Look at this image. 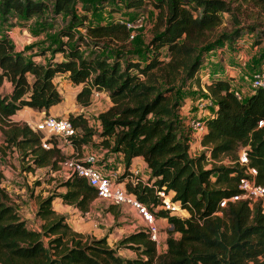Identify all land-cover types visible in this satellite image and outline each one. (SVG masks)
<instances>
[{
	"label": "trees",
	"instance_id": "trees-1",
	"mask_svg": "<svg viewBox=\"0 0 264 264\" xmlns=\"http://www.w3.org/2000/svg\"><path fill=\"white\" fill-rule=\"evenodd\" d=\"M81 1L78 6V0H0L2 24L12 15L40 16L42 28L53 25V19L61 16V25L46 50L63 55L62 59L39 60L26 52L21 32L13 34L19 32L17 27L1 30L0 87L9 81L11 89L0 92V129L6 143L27 158L25 169L45 166L59 170L66 155L57 140L46 138L52 145L44 147L39 131L9 116L23 106L48 114L49 107L62 99L54 82L61 73H67L73 83H82L75 93L82 105L90 103L95 91L106 93L111 104L98 114L99 143L121 152L126 167L135 156L144 159L150 184L127 182L126 187L156 216L166 217L172 229L160 252L144 228L124 235L119 243L133 249L136 256L123 257L117 247L108 244L105 235L84 238L66 222L64 214L52 207V199L60 196L64 202L88 210L96 190L84 177H62L57 186L64 191L52 190L39 197L35 215L42 219L40 229L26 225L0 184V264H264V213L260 205L251 209L246 200H236L219 206L222 197L239 191L241 167L236 162H212L206 168L204 152L190 155L188 130L179 116V86L192 82L201 85L199 74L208 53L225 41L236 43L253 27L237 24L215 33L222 23V12L232 14L233 21L239 23L233 11L234 0H154L157 20L142 62L129 59L123 44L110 45L128 38L126 24L119 20L90 21L91 4ZM148 1L119 3L139 8ZM263 39L264 29L258 30L254 43L258 45ZM260 57L264 58V53ZM207 79L205 94L214 107L204 118L207 129L201 143L215 159L226 156L236 160L240 148L245 147L249 164L257 168L256 180L264 185V123L260 124L264 120V88L240 99L232 90L234 84L220 69L212 71ZM68 118L80 128L81 133L71 136L75 150H80L92 141L93 128L82 113L70 112ZM162 187L173 191L172 200L187 208V216L170 214L159 207L161 200L155 188ZM219 209L222 214H215Z\"/></svg>",
	"mask_w": 264,
	"mask_h": 264
},
{
	"label": "rangeland",
	"instance_id": "rangeland-1",
	"mask_svg": "<svg viewBox=\"0 0 264 264\" xmlns=\"http://www.w3.org/2000/svg\"><path fill=\"white\" fill-rule=\"evenodd\" d=\"M91 4V10L89 11V20L98 22V21H112V20H136L140 18L137 22V25L133 28L132 32L134 33L133 37H129L124 40H114V43L110 42L112 47L123 44V47L126 46L128 50L127 57L131 60H140L144 61L146 59V44L150 40L153 29L156 24L158 9L153 5V1L145 2L141 7H125L122 3H119V0H106L103 3L100 0H86ZM234 0L233 1V11L239 21V23L233 21L232 14L228 12H222V23L215 29V33H219L221 31H228L232 29L235 25H244V26H252L253 29L244 33L236 43L229 44L228 42H223L219 48H216L214 51L208 53L207 64H205L200 71V77L202 78V83L206 80L209 74L212 73L213 70L220 69L226 75V77L230 78L231 83L234 84L235 87H244L249 83V78L251 72L259 66L264 61V58L261 59L260 55L264 53V39L258 45L255 44V37L258 30L264 29V3L263 1L254 2L252 0ZM82 5V1L78 0V6ZM115 8V9H114ZM61 16H57L56 19H53V25L49 23L47 27L40 28V16H32L30 18H24L18 15H12L9 18V21L5 24L0 22V32L1 30H6L7 28L17 27L19 32L23 33V30L29 31L31 35H33L34 39L27 43V50H29V54H34V56H40L44 54V57H52L53 59H62V52L58 51L52 53L51 49L46 50V46L50 44L52 36L55 32L58 31L61 25ZM84 32L83 28H78ZM66 37H62L65 39ZM90 48V47H89ZM162 56H165L166 49L165 47L161 48ZM241 53L243 56L244 62L236 61V54ZM128 53L130 55H128ZM47 54V56L45 55ZM225 60L223 64H215L214 61L217 60ZM65 82L61 79L56 80V86L63 96V103H68L71 105L74 111V114L82 113L87 119L89 124L93 128L92 135V144H99L102 136H100V127L97 124H100L98 114L99 112L105 110L111 104V100L106 93H100L98 96L92 94L90 103L87 105H82L78 103L71 91V87L69 85L64 84ZM207 89V88H206ZM4 92V89L1 91ZM179 95L182 99V105L184 102H188L190 105V100L195 101L196 99H202L204 101L205 91L201 85H197V83H186L184 86H179ZM60 104V106L63 105ZM181 105V106H182ZM192 108L195 105L192 103ZM212 109L211 107H206ZM181 107L179 109L180 116ZM68 112L67 115L70 113ZM181 118V116H180ZM183 120V128L187 131L186 126V118H182ZM26 122V121H19ZM4 128V127H3ZM99 128V130H98ZM81 133L80 128H77V134ZM42 136L46 134L45 132H40ZM53 139L56 138L52 137ZM98 140V141H96ZM12 146L6 143L5 136L3 133V129H0V165H10L8 162L12 156ZM201 153V152H200ZM19 160H21V167L25 168L27 158L22 157V152L18 150ZM225 164H228L230 161H233L231 158L226 156L221 157ZM204 165L206 168H209L212 165L210 160H204ZM12 163V162H11ZM14 166V164H13ZM0 172V179L2 177ZM40 174V173H39ZM64 175L61 176V178ZM60 180V179H59ZM23 191L21 189L18 193L11 192V196L9 195L10 201L16 204L19 210L18 213L21 218L25 219L26 225L29 228L40 229L42 219L34 214L35 204L38 205V200L40 196H45L52 190H56L55 183L49 184L48 186L40 185L41 180L37 179V177H25L23 180ZM55 186V187H54ZM61 189V188H60ZM44 191L46 193H44ZM44 194V195H43ZM13 198H17V201H14ZM18 202V203H17ZM110 203L105 200L94 199L91 203L88 214L85 212H80L78 215H81L78 222L74 225H71L72 228L83 234L84 238L96 237L106 235L108 238V244L113 247H119L122 249L121 254L126 256L131 254V252L127 249L132 250L125 244H120V239L130 232L138 229L144 228L145 222L139 216L138 212L127 204L115 205L113 208H110ZM180 215H187L184 211L178 212ZM185 214V215H184ZM87 215V216H86ZM68 217V216H67ZM160 218H157V221ZM66 220V218H65ZM66 222H68L66 220ZM89 227H84L83 224H88ZM96 222L97 231L91 226ZM164 219L162 223L159 221L158 223L161 226V231L165 232L167 236L170 234L172 229V224L168 222V220L164 223ZM81 225L83 227H81ZM93 227V226H92ZM94 231L96 233H94ZM109 235V236H108ZM174 236H178V232H173ZM164 248V247H163ZM119 254L118 250L116 249ZM134 251V250H132ZM121 255V256H122ZM131 256H134L133 253Z\"/></svg>",
	"mask_w": 264,
	"mask_h": 264
},
{
	"label": "built area",
	"instance_id": "built-area-1",
	"mask_svg": "<svg viewBox=\"0 0 264 264\" xmlns=\"http://www.w3.org/2000/svg\"><path fill=\"white\" fill-rule=\"evenodd\" d=\"M139 20L140 18H137L136 20L123 21L130 29L129 37H133L134 33L132 30L137 25ZM235 57L238 63L244 62L243 56L240 52L237 53ZM201 86L204 91L207 92L204 82L201 83ZM259 87L264 88V61L251 72L248 83V92L245 91L243 87L236 86H232V90L241 99L254 92ZM99 93L100 92L95 91L93 95L98 96ZM194 105L196 107V114L189 115L186 118L189 154L195 156L200 154V152H204L206 157L205 160H210L216 164H225L223 159L212 158L207 146L201 143L203 134L207 129L206 124L204 123V118L212 112L210 108L206 107H214L212 99L209 96H206L204 101L202 99H196ZM27 123L33 130L46 133L41 139L42 146L44 147L52 145L51 141L46 140L48 137L56 138L57 144L59 145V140H65L71 143V136L77 134V128L73 126L67 115L43 113L34 122ZM262 123H264V120L260 121V124ZM99 159L100 153L98 152H89L83 156L71 154L66 156L60 162L59 170L63 173L64 177H68L73 174L84 177L87 183L93 186L96 190L97 199L105 200L110 204L115 205L127 204L134 208L145 222L144 230L148 233L150 239L154 241L157 251L160 252L165 248V239L167 234L161 231V226L157 221L158 216L150 211L147 206L136 197L134 192L129 191L126 187L127 182L132 185L138 182H143L140 180V170L136 167H129L125 170H104L98 162ZM235 162L238 163L242 170V174L240 175L237 184L239 191L233 195L222 197L219 200V206L224 207L228 204V202L236 200H246L251 209L258 204L261 207V211L264 213V185L257 182V168L249 164V157L245 147L240 148L237 159L230 161L228 164H233ZM124 172L127 173L122 176V173ZM125 179L126 182H123ZM143 183L148 185L150 184L148 179H146ZM155 192L161 200L159 204L160 208L167 209L170 214H176L181 217L184 216L180 215L178 212L184 211L185 214H189L187 208L183 207L178 200H172L173 191H166L164 190V187H162L155 188ZM214 213L221 215L222 211L219 209Z\"/></svg>",
	"mask_w": 264,
	"mask_h": 264
},
{
	"label": "crops",
	"instance_id": "crops-1",
	"mask_svg": "<svg viewBox=\"0 0 264 264\" xmlns=\"http://www.w3.org/2000/svg\"><path fill=\"white\" fill-rule=\"evenodd\" d=\"M19 33L20 32H18L17 30H15L13 32V34H17V35H19ZM20 36L26 40L25 44L29 43V41H32L34 39L33 35H31L29 33V31H27V30H23V33H20ZM26 52L29 53V50L26 49ZM35 57L39 60H43L45 58L44 55L35 56ZM224 62H225V60L224 61L219 60L218 58L216 61H214L215 64H217V63L223 64ZM205 64H207V62ZM59 79L63 80L65 82L64 84L69 85L72 88L71 91L73 92V95L75 97V93L82 86V83H78V84L73 83L68 78L67 73L57 74L54 77V82L56 83V80L58 81ZM243 88L245 91L248 92V84H247V86H244ZM3 89H4V92H9L11 89V83L9 81H4L0 87V92ZM100 93H104V92H100ZM63 101H64V98L62 96L61 101H59L58 103L53 104L52 106L49 107L48 113L55 114V115H64L70 111H74L70 104L63 103ZM195 101L190 100V105H188L189 101L183 103V105L181 106V111H180L181 118H184V120H185V118H187L189 115L196 114V112L194 111V107L192 108V106H191L192 103H194ZM61 103H63L62 106H60ZM211 110H213V107ZM43 113H45L44 110H37V109H33L32 107H29V106H23L22 108L17 109L15 111V113L11 114L9 116V118L12 121L23 120L26 122H34ZM185 122H186V120H185ZM97 125H98V127H100V124H97ZM98 130H99V128H98ZM96 141H98V140H96ZM92 143L93 142L85 143L81 146L80 150H75L72 143H69L65 140L64 141L59 140V147L61 148V151L66 156L71 155V154L83 156L84 154H87L89 152H98V153H100V159L98 162L104 170H109V169L125 170L126 168H129V167L130 168L136 167L140 170V175H141L140 180L141 181L145 182V180L149 178L150 174H149V170L147 168V164L141 156H135L132 159L130 165L128 167H126L125 162L123 160V154L121 152L110 151L107 147L103 146V144H101V143H99V144H92ZM12 149H13L12 154L14 156H12L11 159L8 161V162H10V165H6V166L0 165V172L3 173L2 177L0 179V184L5 186V188L8 191V194L10 196H11V192L18 193L20 191V189H21V192L23 191L24 188L22 185L23 184L22 180L25 177L26 178L27 177H37L38 180L39 179L41 180L40 185H45V186H48L49 184H52V183H55V185L57 186L58 182H60V180H62L61 176L63 175V173L60 170H51L45 166L36 167V168L30 169V170L22 168L20 165L21 160L18 159L19 158L18 148L15 146H12ZM13 164H14V166H13ZM125 173H127V172L122 173V176L125 175ZM123 182H126V179ZM56 189L58 191H64L65 190V188L62 186H57ZM44 193H46V192L44 191ZM45 195H47V194H45ZM95 199H97V198H95ZM13 200L17 201V198H13ZM52 207L56 211L64 214L66 220L71 225H74L78 222V220L81 216V215H78V213L80 214V212L81 213L85 212V214H88L86 212H88V210H89L88 209V210L83 211V210L79 209L78 207H76L72 204L66 203L62 200V198L60 196H55L52 199ZM36 208H37V204H35V206H34L35 210H36ZM17 210H19L18 207H17ZM34 214H35V211H34ZM158 218H160L158 220V222L160 221L162 223L163 219L165 222L167 221V218L164 216H158ZM83 225H85L84 227H86V228L89 227V223L83 224ZM92 226H91V228H94L95 231H97L96 222H94V224ZM81 227H83V226L81 225ZM95 231H94V233H96ZM101 236H99V237H101ZM108 238L109 237L106 236L107 242L109 241ZM117 250H118L119 254L122 255L121 254L122 249H119V247H117ZM127 250H129L131 252V254L133 253V255L136 256V252L132 251L133 249L132 250L127 249ZM131 254H128L126 256L122 255V256L123 257H134V256H131Z\"/></svg>",
	"mask_w": 264,
	"mask_h": 264
}]
</instances>
